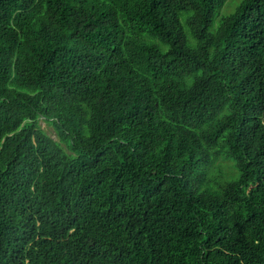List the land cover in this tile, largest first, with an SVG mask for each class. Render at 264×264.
I'll return each instance as SVG.
<instances>
[{
    "label": "trees",
    "instance_id": "obj_1",
    "mask_svg": "<svg viewBox=\"0 0 264 264\" xmlns=\"http://www.w3.org/2000/svg\"><path fill=\"white\" fill-rule=\"evenodd\" d=\"M225 1L0 0V264H264V0Z\"/></svg>",
    "mask_w": 264,
    "mask_h": 264
},
{
    "label": "rangeland",
    "instance_id": "obj_2",
    "mask_svg": "<svg viewBox=\"0 0 264 264\" xmlns=\"http://www.w3.org/2000/svg\"><path fill=\"white\" fill-rule=\"evenodd\" d=\"M240 1L241 0H226L225 3L222 5V7L217 11L215 17L218 18L219 16H226L231 14L235 10L236 6L239 4ZM39 124L46 131V133H48L54 139H57L53 127L50 124H48L46 121L43 120H40Z\"/></svg>",
    "mask_w": 264,
    "mask_h": 264
}]
</instances>
